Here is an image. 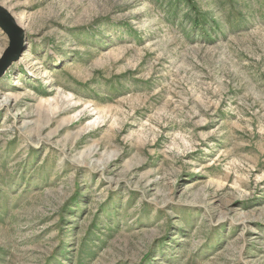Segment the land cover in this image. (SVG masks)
Wrapping results in <instances>:
<instances>
[{
	"label": "rangeland",
	"instance_id": "374dc122",
	"mask_svg": "<svg viewBox=\"0 0 264 264\" xmlns=\"http://www.w3.org/2000/svg\"><path fill=\"white\" fill-rule=\"evenodd\" d=\"M188 2L0 0V264H264V0Z\"/></svg>",
	"mask_w": 264,
	"mask_h": 264
},
{
	"label": "water",
	"instance_id": "95a60500",
	"mask_svg": "<svg viewBox=\"0 0 264 264\" xmlns=\"http://www.w3.org/2000/svg\"><path fill=\"white\" fill-rule=\"evenodd\" d=\"M0 27L10 37L11 49L0 62V76L5 72L11 59H17L23 49V35L14 20L0 8Z\"/></svg>",
	"mask_w": 264,
	"mask_h": 264
},
{
	"label": "trees",
	"instance_id": "16d2710c",
	"mask_svg": "<svg viewBox=\"0 0 264 264\" xmlns=\"http://www.w3.org/2000/svg\"><path fill=\"white\" fill-rule=\"evenodd\" d=\"M183 1H184L187 5H189L188 0H183ZM190 7H191V6H190ZM192 8H193L192 10H196V9H195V6H192ZM199 17H200V16H199Z\"/></svg>",
	"mask_w": 264,
	"mask_h": 264
},
{
	"label": "bare ground",
	"instance_id": "6f19581e",
	"mask_svg": "<svg viewBox=\"0 0 264 264\" xmlns=\"http://www.w3.org/2000/svg\"><path fill=\"white\" fill-rule=\"evenodd\" d=\"M8 101H5V103H7Z\"/></svg>",
	"mask_w": 264,
	"mask_h": 264
}]
</instances>
